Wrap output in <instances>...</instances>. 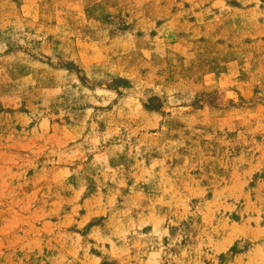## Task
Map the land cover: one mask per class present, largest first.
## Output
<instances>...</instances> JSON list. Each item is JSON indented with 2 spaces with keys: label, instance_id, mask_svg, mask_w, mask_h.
<instances>
[{
  "label": "rangeland",
  "instance_id": "obj_1",
  "mask_svg": "<svg viewBox=\"0 0 264 264\" xmlns=\"http://www.w3.org/2000/svg\"><path fill=\"white\" fill-rule=\"evenodd\" d=\"M0 264H264V0H0Z\"/></svg>",
  "mask_w": 264,
  "mask_h": 264
}]
</instances>
